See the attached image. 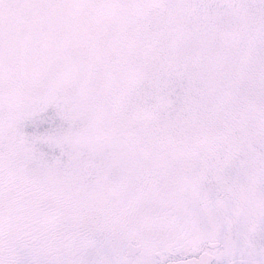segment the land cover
<instances>
[{
  "label": "rangeland",
  "instance_id": "rangeland-1",
  "mask_svg": "<svg viewBox=\"0 0 264 264\" xmlns=\"http://www.w3.org/2000/svg\"><path fill=\"white\" fill-rule=\"evenodd\" d=\"M200 156L152 246L264 260V0H0V264H94L40 201L113 224Z\"/></svg>",
  "mask_w": 264,
  "mask_h": 264
},
{
  "label": "flooded vegetation",
  "instance_id": "flooded-vegetation-1",
  "mask_svg": "<svg viewBox=\"0 0 264 264\" xmlns=\"http://www.w3.org/2000/svg\"><path fill=\"white\" fill-rule=\"evenodd\" d=\"M190 170L174 169L170 175L157 179L158 183H152L144 188L143 194L135 200L132 208L125 217L113 224L103 223L96 216H84L77 213L72 206L70 198L62 194L54 195L53 198L45 197L40 203H49L50 199H56L51 202L53 212H58L56 217L61 225L72 228L76 231L78 237L76 241L86 244V253H91V258L100 252V255L94 261V264H173L190 258L198 257L202 253L213 256V264H232L238 260H249L258 264H264V260H252L244 257L231 258L228 256V243L218 239H206L203 248L194 254L176 253L165 247H153L152 240L158 234V224L160 221L168 223L173 217L169 215L166 209L167 204L164 198L168 197L171 191H175L190 180L198 181L205 176L207 170V161L209 159L200 156L198 159L190 158ZM194 165L197 168H193ZM158 175H154V178ZM153 176H150L151 178ZM196 177V179H193ZM229 192H221L219 198H229ZM164 199V201H162ZM14 203V201H13ZM11 207H14L11 203ZM99 216V215H98ZM96 217V218H95ZM100 217V216H99ZM161 222V223H162ZM66 239H61L58 244V250L64 246ZM74 245H76L74 243ZM79 245V244H78ZM74 248V251L81 252L84 249ZM103 247L105 250H101ZM49 253L47 254V256ZM90 260V259H89Z\"/></svg>",
  "mask_w": 264,
  "mask_h": 264
},
{
  "label": "water",
  "instance_id": "water-1",
  "mask_svg": "<svg viewBox=\"0 0 264 264\" xmlns=\"http://www.w3.org/2000/svg\"><path fill=\"white\" fill-rule=\"evenodd\" d=\"M213 260H214L213 256L208 255L207 253H202L198 257L186 259L183 261H178L173 264H213ZM232 264H258V263L249 260H238Z\"/></svg>",
  "mask_w": 264,
  "mask_h": 264
},
{
  "label": "trees",
  "instance_id": "trees-1",
  "mask_svg": "<svg viewBox=\"0 0 264 264\" xmlns=\"http://www.w3.org/2000/svg\"><path fill=\"white\" fill-rule=\"evenodd\" d=\"M143 1L144 0H126V2L129 4V3H136V4H143ZM47 38H49V35H46Z\"/></svg>",
  "mask_w": 264,
  "mask_h": 264
}]
</instances>
